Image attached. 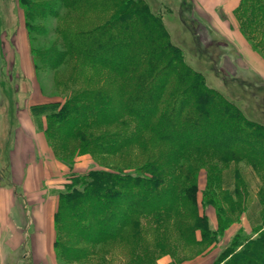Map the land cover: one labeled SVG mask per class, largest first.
<instances>
[{"label":"trees","instance_id":"16d2710c","mask_svg":"<svg viewBox=\"0 0 264 264\" xmlns=\"http://www.w3.org/2000/svg\"><path fill=\"white\" fill-rule=\"evenodd\" d=\"M18 4L35 71L51 72L64 96L53 110L31 111L48 115L47 139L70 168L78 155L94 162L59 193L56 258L157 264L164 254L182 262L205 253L247 211L244 163L260 179V221L252 235L237 232L214 264H264V122L206 83L144 0ZM234 16L264 53V0H240ZM231 164L232 191L223 185ZM206 206L215 210L214 230Z\"/></svg>","mask_w":264,"mask_h":264},{"label":"crops","instance_id":"0c3cea01","mask_svg":"<svg viewBox=\"0 0 264 264\" xmlns=\"http://www.w3.org/2000/svg\"><path fill=\"white\" fill-rule=\"evenodd\" d=\"M192 2L195 12L205 16L208 23L206 39L210 40L206 47L215 48L223 74L231 79L241 77L259 80L264 86V53L251 46L234 16L240 0ZM0 47L5 53L8 67L12 71L16 70L21 79L35 78L28 35L20 13H17V25L5 27L0 32ZM14 93L17 102L5 158L7 177L0 174V264H11L17 258L20 264H59L53 247L54 213L59 193L70 170L83 173L94 162L91 155L82 154L75 158L70 168L59 159L31 111L35 100L41 99L39 93L35 88L32 89L30 101L35 102L30 104L22 103V93L17 87ZM225 188L232 191L234 184L233 187L227 185ZM259 210L256 193L250 194L247 211L241 215L240 221L233 223L205 253L180 263H173L169 255H164L158 259V263L214 264L222 245L237 232L241 230L243 234H253V227L260 221ZM206 214L209 227L216 229L215 210ZM197 238H201L200 232Z\"/></svg>","mask_w":264,"mask_h":264},{"label":"rangeland","instance_id":"374dc122","mask_svg":"<svg viewBox=\"0 0 264 264\" xmlns=\"http://www.w3.org/2000/svg\"><path fill=\"white\" fill-rule=\"evenodd\" d=\"M144 1L148 4L151 11L158 15L163 21L169 32L171 41L182 48L185 61L194 69L202 72L206 83L212 87H218V90L231 99L249 117L264 122V86L261 85V81L250 78H227V82L223 80L222 77L225 75H223V72L220 70L218 54L215 48L213 49L210 46L208 48L206 47V44L210 42L209 39H206V25L208 23L203 14L195 12L192 0ZM17 13L21 14L23 20V12L18 4V0H0L1 33L5 27L17 25ZM54 24L55 21L53 19L49 21L50 26ZM48 37L50 40L53 39L52 34H49ZM19 75L20 74L16 73V70L12 71L8 67L5 60V53L0 47V174L3 173L5 177H7L5 175V170H7L5 159L6 151L8 149V140L14 123L13 110L17 102L14 88L17 87L22 93V99H25V101L22 100V103L30 104L36 101L32 106H36L38 110L42 109L41 106H43L44 109L42 110H45V112L53 110L54 107L52 105L50 106L51 103L63 102L64 100V96L60 95V93L57 94L55 91L56 88L51 72L41 70L35 71V78L32 76L31 79L24 77L21 79ZM238 82H240V85ZM241 82L244 84L241 85ZM34 88L37 93H39V96H41V99L31 102L30 94ZM253 89L255 90V94L252 91ZM45 112L36 113L37 115H35V120L38 122L39 127L43 129H45L48 118ZM92 166H94V163L91 167ZM239 168L242 172V177L247 185L249 194H255L260 185L259 177L244 163H240ZM88 170H86V172ZM225 172L226 176L223 175L224 188L227 185L233 187L235 180L234 165L231 164L228 169L224 171V174ZM77 174L82 173L70 170L67 173L65 184H71V176ZM5 179L7 180V178ZM205 182V173L202 171L198 180V188L201 189V192L199 191L200 193H198V199L200 198L199 202H201L202 199V190L205 187ZM227 182L229 184H226ZM65 184L63 190L66 188ZM213 209L214 208L211 206H206L203 208V211L209 213V211L212 212ZM224 245L222 246L224 247ZM164 255H160L157 258V264H159L158 259ZM57 260L59 264H66L60 259ZM173 263L180 262L173 261ZM11 264H20L19 258H17V260L13 259Z\"/></svg>","mask_w":264,"mask_h":264}]
</instances>
